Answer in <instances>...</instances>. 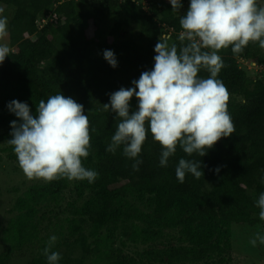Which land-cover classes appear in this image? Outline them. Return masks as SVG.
<instances>
[{
    "label": "trees",
    "instance_id": "obj_1",
    "mask_svg": "<svg viewBox=\"0 0 264 264\" xmlns=\"http://www.w3.org/2000/svg\"><path fill=\"white\" fill-rule=\"evenodd\" d=\"M185 2L172 11L161 0H149L147 8L142 0H0L5 16L11 13L6 41L11 52L0 64V151L20 169L7 142L11 122L19 123L8 110L11 101L27 103L35 115L40 100L61 93L83 105L91 147L82 165L98 173L92 183L56 179L23 193L14 187L18 195L0 209V264H48L43 249L53 235L58 264H231L234 232L264 222L255 206L264 193L259 42L235 55L231 47L218 52L224 67L217 79L229 92L235 132L207 155L189 157L178 146L161 167L162 146L150 131L137 157L138 171L123 146L106 151L119 118L103 105L111 93L133 87V80L153 69L160 35L181 46ZM257 5L264 7V0ZM105 50L113 51L116 68L104 59ZM240 61L262 71L249 73ZM198 76L210 73L201 69ZM137 109L133 97L130 114ZM180 158L201 162L204 176L187 174L180 183L175 175Z\"/></svg>",
    "mask_w": 264,
    "mask_h": 264
},
{
    "label": "clouds",
    "instance_id": "obj_2",
    "mask_svg": "<svg viewBox=\"0 0 264 264\" xmlns=\"http://www.w3.org/2000/svg\"><path fill=\"white\" fill-rule=\"evenodd\" d=\"M172 11H180L181 0H168ZM4 9L0 7V14ZM181 46L169 44L168 35H160L154 51V67L133 80V87L120 88L110 94V103L104 104L119 118L116 131L106 151L115 153L123 146V155L134 160L132 168L139 170L137 159L150 131L152 138L162 146L159 164L166 167L177 147L191 157H200L222 138L232 136L235 126L228 113L229 92L217 79L224 67L218 52L231 47L239 54L250 42H259L264 49V7L257 0H190L180 18ZM8 36V18L0 15V40ZM186 41V43H185ZM11 52L0 43V64ZM104 59L116 68L117 59L111 50H105ZM201 69L210 73L200 78ZM138 100V109L130 114V101ZM8 110L19 120L10 124L8 144L14 148L18 165L29 180L69 181L98 178L95 170L85 168L82 158L89 156V119L83 105L61 93L40 100L33 115L27 103L11 101ZM147 125V127H146ZM201 162L180 158L175 175L180 183L187 174L199 179L204 176ZM219 172V168L216 169ZM264 182V177L261 178ZM255 206L264 221V193ZM57 237L51 236L43 255L48 264H58V252L52 251ZM264 244V234L257 233L249 243L253 247Z\"/></svg>",
    "mask_w": 264,
    "mask_h": 264
},
{
    "label": "rangeland",
    "instance_id": "obj_3",
    "mask_svg": "<svg viewBox=\"0 0 264 264\" xmlns=\"http://www.w3.org/2000/svg\"><path fill=\"white\" fill-rule=\"evenodd\" d=\"M149 0H142L144 5L148 6ZM160 1V0H159ZM168 1V0H161ZM190 4V0H189ZM189 4L185 2V7H189ZM4 9V8H3ZM186 8H183L181 13L184 14ZM4 12L6 10L4 9ZM0 15H4L5 13ZM11 13L7 14L6 17L9 20ZM54 18L50 19L52 21ZM48 21V19H46ZM8 37H5L3 40H0V43L6 44ZM240 65L245 67L249 73H259L262 71L260 67L256 66L254 62H243L240 61ZM0 209L1 211L7 206L9 200L18 194L13 192V188H19L21 193L25 192L29 186L37 183H43L44 180H29L26 178L21 169L18 168L15 162H12L8 159L6 154H2L0 151ZM17 166V169L16 167ZM257 233L264 234V222L257 224L253 228H243L237 229L234 234V257L231 264H264V244H260L259 241L255 247L249 243V241L255 237ZM12 262H17L16 259H13ZM19 264V263H16Z\"/></svg>",
    "mask_w": 264,
    "mask_h": 264
}]
</instances>
